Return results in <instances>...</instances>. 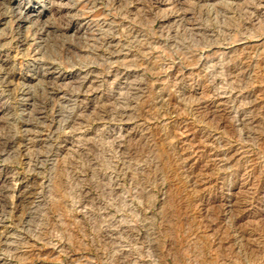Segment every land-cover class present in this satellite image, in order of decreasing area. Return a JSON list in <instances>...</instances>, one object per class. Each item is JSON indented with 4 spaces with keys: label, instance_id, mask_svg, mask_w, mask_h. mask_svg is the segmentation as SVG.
Masks as SVG:
<instances>
[{
    "label": "rangeland",
    "instance_id": "obj_1",
    "mask_svg": "<svg viewBox=\"0 0 264 264\" xmlns=\"http://www.w3.org/2000/svg\"><path fill=\"white\" fill-rule=\"evenodd\" d=\"M0 264H264V0H0Z\"/></svg>",
    "mask_w": 264,
    "mask_h": 264
},
{
    "label": "bare ground",
    "instance_id": "obj_2",
    "mask_svg": "<svg viewBox=\"0 0 264 264\" xmlns=\"http://www.w3.org/2000/svg\"><path fill=\"white\" fill-rule=\"evenodd\" d=\"M33 10H35V8H33ZM32 194V193H31Z\"/></svg>",
    "mask_w": 264,
    "mask_h": 264
}]
</instances>
